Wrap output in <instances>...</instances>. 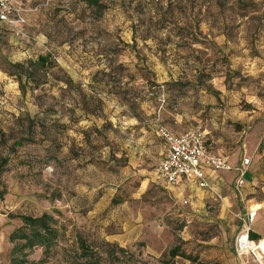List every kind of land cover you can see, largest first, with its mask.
Returning a JSON list of instances; mask_svg holds the SVG:
<instances>
[{"label":"rangeland","instance_id":"rangeland-1","mask_svg":"<svg viewBox=\"0 0 264 264\" xmlns=\"http://www.w3.org/2000/svg\"><path fill=\"white\" fill-rule=\"evenodd\" d=\"M14 2L22 34L0 23V264L235 259L233 214L264 226V0ZM160 127L201 132L231 166L248 158L243 197L223 172L213 190L162 181ZM43 214L46 246L10 240Z\"/></svg>","mask_w":264,"mask_h":264},{"label":"built area","instance_id":"built-area-1","mask_svg":"<svg viewBox=\"0 0 264 264\" xmlns=\"http://www.w3.org/2000/svg\"><path fill=\"white\" fill-rule=\"evenodd\" d=\"M0 23L18 35L22 34L20 28L25 24V16L14 0H0ZM158 136L164 144V153L157 166V175L166 184L180 186L184 182H195L201 190H213L209 173L234 172L233 191L237 197H243L245 175L250 165L248 158H243L238 166H231L225 158L208 151L203 134L196 130L174 133L160 127ZM257 213L249 208L244 213L233 214L240 224L233 239V252L238 259L247 255L261 263L264 260V240L251 237Z\"/></svg>","mask_w":264,"mask_h":264},{"label":"trees","instance_id":"trees-1","mask_svg":"<svg viewBox=\"0 0 264 264\" xmlns=\"http://www.w3.org/2000/svg\"><path fill=\"white\" fill-rule=\"evenodd\" d=\"M86 4H88L89 6H97L98 2L97 0H85ZM48 62V59L46 56H39L37 58V60L33 63V65L36 68H40L42 70V73H45V67L46 64ZM9 75H14L12 73H10ZM17 81L19 83V85L22 87V75L21 74H17ZM6 164V161H3L0 164V168ZM23 221V227L22 228H26L29 227L31 229V233L28 235L27 233L23 232V229H17L11 236H10V240L11 241H26L25 245L27 247H34L37 245H41V246H46L48 241H49V236L51 235V232L49 230L48 223H50L52 220L49 216H47L46 214H43L42 216L38 217V218H29V217H23L22 218ZM251 237L252 238H257L258 236L254 233H251ZM169 256L170 258H175L177 256H179L178 252L176 249H172L169 251ZM165 264H169L168 262ZM202 264V263H199ZM213 264H218V263H213Z\"/></svg>","mask_w":264,"mask_h":264},{"label":"crops","instance_id":"crops-1","mask_svg":"<svg viewBox=\"0 0 264 264\" xmlns=\"http://www.w3.org/2000/svg\"><path fill=\"white\" fill-rule=\"evenodd\" d=\"M207 173H209L208 170H207ZM209 174H210L209 175V182H210V184L213 187L215 186L216 183H222L223 182V179L221 178L220 173H217V174L209 173ZM223 174H227L225 176L226 178H228L229 176H231V183H233L234 176H235V173L234 172H223ZM180 186L181 187H184L185 189H188L189 187H192L193 190H194V188L197 189V190H201V189H199L196 186V183L195 182H191V183L184 182ZM255 222H256V219H255V221H254L251 229H252V233L256 234L258 237L257 238H254V239H256V240H262V238H264V226H261V225L257 224L258 227L255 228L254 227ZM232 252H233V241H232ZM233 255H234L235 259L233 258L229 264H264V260H262L261 263H258L256 261H254L250 256H247V255L242 256L240 259H238L235 256L234 252H233Z\"/></svg>","mask_w":264,"mask_h":264},{"label":"bare ground","instance_id":"bare-ground-1","mask_svg":"<svg viewBox=\"0 0 264 264\" xmlns=\"http://www.w3.org/2000/svg\"><path fill=\"white\" fill-rule=\"evenodd\" d=\"M262 240H264V239H262Z\"/></svg>","mask_w":264,"mask_h":264}]
</instances>
